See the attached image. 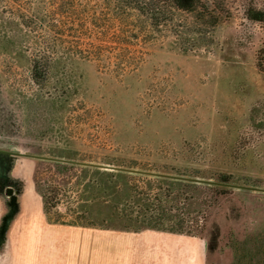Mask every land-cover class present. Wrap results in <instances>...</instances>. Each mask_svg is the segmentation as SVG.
<instances>
[{
	"label": "rangeland",
	"instance_id": "obj_1",
	"mask_svg": "<svg viewBox=\"0 0 264 264\" xmlns=\"http://www.w3.org/2000/svg\"><path fill=\"white\" fill-rule=\"evenodd\" d=\"M201 2L188 13L157 0L151 16L116 0H0V150L136 160V169L215 182L224 174L264 190V21L248 17L264 18V0ZM32 161V182L38 168L41 186L64 183L51 212L65 221L71 184L108 179L99 168ZM112 180L173 194L185 230L206 241V264H264V191L226 188L222 198L197 184Z\"/></svg>",
	"mask_w": 264,
	"mask_h": 264
},
{
	"label": "crops",
	"instance_id": "obj_2",
	"mask_svg": "<svg viewBox=\"0 0 264 264\" xmlns=\"http://www.w3.org/2000/svg\"><path fill=\"white\" fill-rule=\"evenodd\" d=\"M28 158L11 177L22 182L19 211L7 233L0 264H206L204 239L154 230L139 233L51 224L31 180ZM30 168V170H29ZM3 202L0 198V220Z\"/></svg>",
	"mask_w": 264,
	"mask_h": 264
},
{
	"label": "trees",
	"instance_id": "obj_3",
	"mask_svg": "<svg viewBox=\"0 0 264 264\" xmlns=\"http://www.w3.org/2000/svg\"><path fill=\"white\" fill-rule=\"evenodd\" d=\"M119 1H121L125 7L136 6V8L143 10L145 13L150 12L151 16L158 15V13H156L157 8L153 7L157 0H116V2ZM166 1L170 3L172 8L188 13H194L198 10L199 6L203 5L201 0H164V3ZM259 15L260 13H254L249 14L248 17L253 21H264V18ZM31 72L33 82L40 84L39 79L44 77V73H41L40 67L36 66V63L33 65ZM36 162L46 163L47 161L37 160ZM47 163L52 164L53 162ZM53 164L63 167H74L83 170L97 171L95 167L81 168L78 167V165L73 164ZM107 164L119 168L136 169L138 163L136 160H132L130 163L131 165L113 162H108ZM37 170L38 168L35 169L33 175L34 186L37 193L41 197L45 217L51 224L134 233H139L145 230H154L196 237V235L191 234L190 231L185 230L184 227L187 220L183 217L182 211L175 210L173 202L176 198L173 194H162L158 192L151 194L149 192L137 191V187H135L132 183L129 184L126 189H121L120 186L115 184L112 178L126 177L132 181L135 178L140 179L152 177L160 182H168L170 186H174L175 184H182L184 186L196 184L172 180L169 178L130 174L122 171H103V174L108 176L106 184H98L94 186L93 184L87 185L82 183L71 184V187L66 191V195L67 193L74 195L73 203L69 206L67 205V209L69 213H71L72 218L69 221H65L58 212H51L52 209H56L60 204L59 196H61L62 190H65L66 188L64 187V183L63 185L59 183H52L43 187L41 186L43 184L42 181L38 179ZM137 170L152 172L150 170H146L145 168H139ZM216 182L229 184V177L221 174L218 176ZM197 186L220 189L221 192L219 196L222 198L226 197V194L231 193L230 190L226 189L228 187L221 186V188H216V186L205 184H197ZM68 198L70 199L69 196ZM8 210L5 209V212L0 220V251L3 248L6 234L17 213L18 207L12 213Z\"/></svg>",
	"mask_w": 264,
	"mask_h": 264
},
{
	"label": "water",
	"instance_id": "obj_4",
	"mask_svg": "<svg viewBox=\"0 0 264 264\" xmlns=\"http://www.w3.org/2000/svg\"><path fill=\"white\" fill-rule=\"evenodd\" d=\"M21 158L39 159V160H45V161H49V162H53V163L73 164V165H79V166H84V167H95V168H99L103 171H122V172H127L130 174H141V175H148V176H153V177L169 178L172 180L185 181V182H190V183H195V184L218 185V186L228 187V188L235 189V190L264 191V190L258 189V188L238 186V185H234V184H222V183L215 182L212 180H205V179L178 176V175L140 171L137 169L119 168V167H114V166L105 165V164H92V163H86V162H76V161H71V160H65L62 158H51V157H44V156H37V155H28V154H21V153H15V152L4 151V150H0V178H2V179L12 178L11 172L14 169L16 162ZM12 192L13 191L11 188H8L6 190V194L11 197V200H10L11 204L14 205L16 198H15V196L12 195Z\"/></svg>",
	"mask_w": 264,
	"mask_h": 264
},
{
	"label": "flooded vegetation",
	"instance_id": "obj_5",
	"mask_svg": "<svg viewBox=\"0 0 264 264\" xmlns=\"http://www.w3.org/2000/svg\"><path fill=\"white\" fill-rule=\"evenodd\" d=\"M10 152H15V151H10ZM15 153H19V152H15ZM21 154H23V153H21ZM28 155H32V154H28ZM28 159H31V158H28ZM31 160L36 161V160H39V159H31ZM40 161H45V160H40ZM47 162H49V161H47ZM33 185H34V183H33ZM8 188L12 189V191H13L12 195L15 196V198H16V201H15L14 205H12L11 202H10L11 197L6 194V190ZM34 188H35V186H34ZM22 190H23V184H22L21 181H19L17 179H13V178H10V179H2V178H0V198H1L2 202H3V213L5 212V209L6 210L9 209L8 211L9 212L11 211V213H12L17 207H18V210H17V213H18V211H19V199L21 197ZM17 213H16V215H17ZM2 216H3V214H2ZM2 216H1V218H2ZM6 236H7V234H6ZM5 239H6V237H5ZM4 244H5V242H4ZM3 248H4V245H3ZM3 248H2V250H3Z\"/></svg>",
	"mask_w": 264,
	"mask_h": 264
}]
</instances>
